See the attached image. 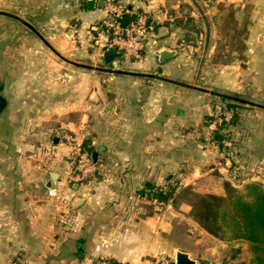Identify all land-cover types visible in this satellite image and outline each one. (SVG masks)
Wrapping results in <instances>:
<instances>
[{
	"label": "crops",
	"instance_id": "0c3cea01",
	"mask_svg": "<svg viewBox=\"0 0 264 264\" xmlns=\"http://www.w3.org/2000/svg\"><path fill=\"white\" fill-rule=\"evenodd\" d=\"M87 1L0 0V264H151L161 252L173 264L178 254L192 264H219L182 245L181 220L193 222L187 207L157 211L140 195L148 182L164 185L200 168L204 152L196 140L205 135L201 126L216 101L170 82L97 71L113 64H104L97 45L104 7L97 0L87 9ZM117 2L136 18L147 16L153 31L142 59L123 57L116 70L126 66L125 72L182 83L198 75L202 53V73L214 88L253 91L264 101V0ZM221 5L236 8L239 21L249 6L248 36L244 59L214 66L208 59L217 29L202 25L219 18ZM186 17L205 32L200 41L184 43L175 22ZM47 29L62 50L47 42ZM163 48L176 55L161 64ZM85 61L92 69L78 66ZM66 133L98 153L94 179L76 182L64 157L47 160L46 149L61 150ZM253 138L254 163L263 170L264 115ZM209 154L216 168L222 154Z\"/></svg>",
	"mask_w": 264,
	"mask_h": 264
},
{
	"label": "trees",
	"instance_id": "16d2710c",
	"mask_svg": "<svg viewBox=\"0 0 264 264\" xmlns=\"http://www.w3.org/2000/svg\"><path fill=\"white\" fill-rule=\"evenodd\" d=\"M219 10L220 16L217 20L209 21L208 24L205 22V26L210 28L214 24L219 36L212 56V64L215 66L228 65L237 59L245 58L243 52L246 49L245 40L249 26L248 5L244 9L241 21L237 19V9L233 6L221 5ZM128 15H131L129 11L124 15V24L136 19L133 15L128 18ZM175 25L182 29L183 41L186 44L194 43L195 38L203 32L190 17L176 19ZM221 100L227 104L232 103L228 99ZM235 103L239 102L235 101ZM209 119L213 120L212 117ZM233 123L235 122L223 120L213 132L212 138L219 142L221 149L224 148L223 142L227 139L232 141L233 145H239L237 144L239 138L233 140L230 133L227 135L220 132L224 127L234 125ZM82 148L88 152L85 145H82ZM140 195L163 206L170 204L174 209H179L183 204L187 205L190 219L210 236L226 243H246L250 264H264V182L262 180L249 181L243 185L242 190L226 181L223 194L198 193L190 186L184 187L170 180L160 186L148 182L140 191ZM102 261L96 259L93 264H100ZM106 261L110 264H119L114 260Z\"/></svg>",
	"mask_w": 264,
	"mask_h": 264
},
{
	"label": "rangeland",
	"instance_id": "374dc122",
	"mask_svg": "<svg viewBox=\"0 0 264 264\" xmlns=\"http://www.w3.org/2000/svg\"><path fill=\"white\" fill-rule=\"evenodd\" d=\"M203 24V22H202ZM202 28L206 30L207 26ZM49 30L47 29V34ZM53 32L46 34L45 38L49 44L52 45L55 50H62L61 42L57 40H50L53 38ZM205 32H203L204 36ZM219 38V36H218ZM196 41H200L199 38H195ZM204 39V38H202ZM195 41V42H196ZM194 42V43H195ZM218 42V40H217ZM217 42L215 43V49L217 46ZM44 45L45 50H49L47 45ZM195 44H192V46ZM61 46V48H60ZM204 48V46H203ZM214 49V52H215ZM214 54V53H213ZM212 54V56H213ZM202 53L198 58L199 64H197V72L198 75L196 77H192L189 81H182L184 84H188L197 88L215 91L219 93L226 94L230 98L242 99L248 102H252L254 104H259L264 106V101L260 100V97L254 95V92L247 91L237 94L236 92H224L222 90H218L212 86V81H210V75L208 73H202V69H204L205 59L202 57ZM212 56L209 57L208 64H212ZM130 61V59H128ZM236 61V60H235ZM234 61V62H235ZM84 65H90L89 62H82ZM233 63V62H232ZM231 63V64H232ZM230 65V64H228ZM215 66V65H214ZM220 66V65H217ZM116 68V67H115ZM118 68V67H117ZM118 70L127 71V67H119ZM250 83L251 80L248 79ZM208 97L216 101L214 104L213 113L210 116L205 117L202 124V131L205 132V135L202 136V139L199 138L196 140V145H198V151H203L204 153L198 158V163L200 164V168L196 171H182L179 174H176L175 179L172 181L173 183H179L185 186H190L194 191L198 193H215V194H223L224 193V182H231L236 188L239 190L243 189V185L252 180H262L264 182V169L260 170L259 166L254 163V132L257 124V120L259 116L264 115V109L250 106L243 103H235V101L231 100L232 103H226L221 100V98L211 96L208 93H204ZM230 100V99H228ZM236 114V116H234ZM213 118V120H225L227 122H235L234 125L229 127H224L220 130L222 134L230 133L232 135L233 140H237L239 138L238 146L233 145V142L230 140H224L223 147L220 148L219 142L214 141L212 136L213 132L216 131L217 126L213 131L210 129V125L214 122H211L209 118ZM200 130V126L198 127ZM231 138V139H232ZM195 142V140L193 141ZM235 143V142H234ZM207 144V145H206ZM214 150L216 153L222 154L221 157H216L219 161V165L217 167L212 165L211 154L209 156L205 155L208 152ZM61 152L62 154H59ZM67 152V145L64 142L62 149L59 151H55L57 153V157L55 154L51 155V158H65V153ZM64 154V155H63ZM61 157H60V156ZM188 157H193V155H189ZM202 157V158H201ZM46 158H48L46 156ZM48 158V161H52V163H56V159L53 160ZM197 158V157H194ZM210 158V160H209ZM51 159V160H50ZM66 161V159H65ZM234 162V165H233ZM218 163V162H217ZM233 166V167H232ZM219 169V170H218ZM96 175V174H94ZM93 176H89L86 180L80 181L79 183H84L89 179H94ZM73 176H75L73 174ZM180 207H189L185 204ZM185 210V209H184ZM162 211V210H161ZM181 228L182 232L180 234L181 243L186 248L194 249L196 256L198 259L206 258L212 260L214 262H224V264H250V254L248 251V245L244 242L238 243H226L219 239H212L208 235L204 233V231L196 225V223L191 222L189 220H181ZM172 259V258H171Z\"/></svg>",
	"mask_w": 264,
	"mask_h": 264
},
{
	"label": "built area",
	"instance_id": "2783aa9c",
	"mask_svg": "<svg viewBox=\"0 0 264 264\" xmlns=\"http://www.w3.org/2000/svg\"><path fill=\"white\" fill-rule=\"evenodd\" d=\"M104 14L100 21L101 34L97 40L100 52L103 50L109 52H120L124 58L139 61L143 57L147 38L153 31V25L145 15H139L135 21L124 24V15L128 12L126 6L117 3L114 0H104ZM173 21V19H171ZM221 120H215L210 129L213 131L222 123ZM63 141L67 145L65 159L73 172L76 182L84 181L96 172V165L93 163L89 152L82 148V144L72 134H64ZM45 154L51 158L55 153L52 149H46ZM56 157L53 159L55 160ZM50 159V160H51ZM57 160V159H56ZM52 162V161H51ZM157 211L164 207L161 203L154 201ZM100 264H110L103 260ZM151 264H173V260L166 253H158L154 256Z\"/></svg>",
	"mask_w": 264,
	"mask_h": 264
},
{
	"label": "water",
	"instance_id": "95a60500",
	"mask_svg": "<svg viewBox=\"0 0 264 264\" xmlns=\"http://www.w3.org/2000/svg\"><path fill=\"white\" fill-rule=\"evenodd\" d=\"M97 0H88L87 1V9H92L93 7H95V3ZM106 2L104 0H99L97 2V6L98 7H105ZM101 57L104 61L105 65H110L113 64V70H104V69H97V71H107V72H113L115 74H126L129 76H133V77H137V78H150V79H158L161 81H165V82H170L173 84H177L186 88H190L193 90H197L199 92H203V93H208L211 96H215L221 99H230L233 101H237L239 103H243V104H247L250 106H255V107H259L264 109V106L259 105V104H254L252 102H248L246 100H242V99H236V98H230L228 97L226 94L223 93H219V92H215V91H209V90H205V89H201V88H197V87H193L191 85L188 84H183V83H179V82H174L168 79H164V78H160L157 76H151V75H145V74H139V73H132V72H125L122 70H116L115 67L119 66V63H117V60H120L123 58V54L120 52H109L106 50H103L101 53ZM176 55V50H169L168 48H163L161 50L158 51V61L159 63H164L167 60L173 58ZM77 65V64H75ZM80 67L86 68V69H92L90 66H86V65H78ZM91 159L93 161L94 164H96L97 162V157H98V153L97 152H89ZM56 174L52 173L51 174V183H55L56 182ZM80 200H76L75 205H77L79 203ZM193 262H191L190 260L187 259V256L184 254H178L177 255V259H176V264H192Z\"/></svg>",
	"mask_w": 264,
	"mask_h": 264
}]
</instances>
